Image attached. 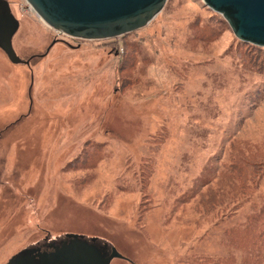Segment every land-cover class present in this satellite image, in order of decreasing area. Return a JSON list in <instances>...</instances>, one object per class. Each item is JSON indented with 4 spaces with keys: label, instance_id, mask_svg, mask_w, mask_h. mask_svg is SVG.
Returning <instances> with one entry per match:
<instances>
[{
    "label": "rangeland",
    "instance_id": "1",
    "mask_svg": "<svg viewBox=\"0 0 264 264\" xmlns=\"http://www.w3.org/2000/svg\"><path fill=\"white\" fill-rule=\"evenodd\" d=\"M6 1L29 62L0 50V264L66 235L110 264H238L228 232L264 205V51L200 0L101 41Z\"/></svg>",
    "mask_w": 264,
    "mask_h": 264
},
{
    "label": "water",
    "instance_id": "2",
    "mask_svg": "<svg viewBox=\"0 0 264 264\" xmlns=\"http://www.w3.org/2000/svg\"><path fill=\"white\" fill-rule=\"evenodd\" d=\"M220 15L234 37L264 48V0H200ZM54 31L72 39L101 41L125 36L146 27L167 0H26ZM19 27L6 0H0V50L15 65H28L15 53L12 40ZM56 43L54 41L49 49ZM123 257L99 240L66 235L12 257L6 264H110Z\"/></svg>",
    "mask_w": 264,
    "mask_h": 264
},
{
    "label": "trees",
    "instance_id": "3",
    "mask_svg": "<svg viewBox=\"0 0 264 264\" xmlns=\"http://www.w3.org/2000/svg\"><path fill=\"white\" fill-rule=\"evenodd\" d=\"M240 44L255 48L258 51H264V48L255 47L242 42H240ZM237 169L240 172L243 171L242 166ZM234 233L233 244L242 252L241 260L238 264H264V205L261 206L255 215L248 217L245 224L240 227V229L228 232L230 235ZM230 238L229 241L231 242L232 240H230ZM229 259L231 260V258ZM209 262V264H215V262ZM228 264H230L229 261Z\"/></svg>",
    "mask_w": 264,
    "mask_h": 264
}]
</instances>
